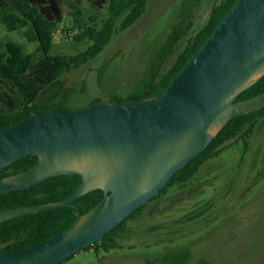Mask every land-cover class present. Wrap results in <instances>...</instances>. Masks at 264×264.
I'll return each mask as SVG.
<instances>
[{"label": "water", "instance_id": "95a60500", "mask_svg": "<svg viewBox=\"0 0 264 264\" xmlns=\"http://www.w3.org/2000/svg\"><path fill=\"white\" fill-rule=\"evenodd\" d=\"M263 69L264 0H238L161 94L40 111L2 129L0 170L27 156L38 161L0 177V196L60 175L83 180L64 200L0 210V224L71 207L97 188L104 197L62 233L0 253V264H60L101 240L160 194L232 119L264 109V92L239 100Z\"/></svg>", "mask_w": 264, "mask_h": 264}, {"label": "rangeland", "instance_id": "374dc122", "mask_svg": "<svg viewBox=\"0 0 264 264\" xmlns=\"http://www.w3.org/2000/svg\"><path fill=\"white\" fill-rule=\"evenodd\" d=\"M67 1L59 8L54 55L86 50L91 42H76ZM81 0L85 15L100 13L102 26L110 16L109 1ZM221 0H149L147 11L130 28L114 35L94 60L65 73L47 86L38 104L76 110L96 99L110 101L144 91L172 66L189 39L208 21ZM54 18V17H53ZM122 18H119V26ZM25 29L9 32L0 23V39L36 49ZM246 129L244 128L241 133ZM243 157L244 141L207 161L184 187L174 186L151 200L142 213L115 238L123 249L77 254L64 264H264V117Z\"/></svg>", "mask_w": 264, "mask_h": 264}, {"label": "trees", "instance_id": "16d2710c", "mask_svg": "<svg viewBox=\"0 0 264 264\" xmlns=\"http://www.w3.org/2000/svg\"><path fill=\"white\" fill-rule=\"evenodd\" d=\"M59 1L65 2V0ZM237 1L221 0L217 3L212 8L207 23L189 39L169 70L159 79L149 82L143 92L124 97L116 95L110 101L143 100L161 94L188 60L203 46ZM67 3L71 8L70 29L76 31L73 39L76 42L88 40L91 44L86 50L77 54L54 55L51 51L54 45V34L59 29V21L42 15L30 0H0V23L9 32L25 29L23 35L26 40L37 45L34 51L28 52L21 43L10 39H0V131L36 112L68 110L62 106L38 104L40 93L65 73L79 69L97 58L111 43L115 34L127 30L144 15L149 0H112L108 6L110 16L102 26L97 25L100 13L86 16L80 0L76 3L69 1ZM122 17L118 26L117 21ZM262 92H264V75L245 90L239 100L251 98ZM100 101L102 100L96 99L90 105ZM262 117H264V109L232 119L215 135L206 150L177 172L172 181L152 201L166 196L169 190L176 185L186 186L207 161L219 156L239 138L244 141L243 160L250 148L248 139L254 134ZM244 128L246 130L241 133ZM37 161L36 156L24 157L1 169L0 177L27 170ZM82 180L81 174L60 175L47 179L34 187L13 191L0 196V210L64 200L76 191ZM103 197V189L97 188L80 197L71 207L30 214L0 224V253L29 247L62 233L76 221L79 213L89 211ZM146 206L139 208L101 240L81 252L93 250L98 254L102 251L110 253L113 250L123 249L124 246L118 243L115 236L121 229H125L130 221H134ZM77 254L60 264L70 261Z\"/></svg>", "mask_w": 264, "mask_h": 264}, {"label": "flooded vegetation", "instance_id": "af4514ba", "mask_svg": "<svg viewBox=\"0 0 264 264\" xmlns=\"http://www.w3.org/2000/svg\"><path fill=\"white\" fill-rule=\"evenodd\" d=\"M30 1L34 6H36L40 10L42 15L52 20H55V16L59 14V8L62 5V3L59 0H30ZM107 1H109L110 4L112 0H98L96 3H92V6H94L95 9H100L103 6V4L101 3ZM76 2L77 0H74V2L72 3H76Z\"/></svg>", "mask_w": 264, "mask_h": 264}, {"label": "bare ground", "instance_id": "6f19581e", "mask_svg": "<svg viewBox=\"0 0 264 264\" xmlns=\"http://www.w3.org/2000/svg\"><path fill=\"white\" fill-rule=\"evenodd\" d=\"M264 73V69L256 76V77H258V76H260L261 74H263ZM255 77V78H256Z\"/></svg>", "mask_w": 264, "mask_h": 264}]
</instances>
